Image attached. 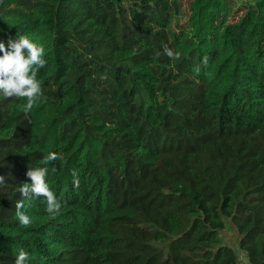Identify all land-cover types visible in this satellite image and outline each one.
Listing matches in <instances>:
<instances>
[{
  "label": "trees",
  "instance_id": "1",
  "mask_svg": "<svg viewBox=\"0 0 264 264\" xmlns=\"http://www.w3.org/2000/svg\"><path fill=\"white\" fill-rule=\"evenodd\" d=\"M180 1L0 0V40L46 61L30 113L0 92V264L21 248L26 264H238L227 221L264 264V0L233 23L226 0H196L184 25ZM29 167L49 168L59 213L16 191Z\"/></svg>",
  "mask_w": 264,
  "mask_h": 264
},
{
  "label": "clouds",
  "instance_id": "2",
  "mask_svg": "<svg viewBox=\"0 0 264 264\" xmlns=\"http://www.w3.org/2000/svg\"><path fill=\"white\" fill-rule=\"evenodd\" d=\"M165 53L170 58H178L179 54H174L167 45H164ZM44 48L31 41L26 35L19 32L13 37H9L5 43L0 40V92L6 98H24L26 103L22 106L23 112L27 115L34 108L37 99L43 95L37 73L46 65L42 58ZM206 59V58H205ZM63 155L57 152H50L43 160L45 165L52 164L57 160H62ZM57 167L53 164L51 172L55 173ZM49 168L29 167L26 176L31 183L23 182L16 191L25 199L44 197L46 210L50 214L59 213L63 204L56 197L46 182ZM73 185L78 189L80 186L79 175L75 169L72 170ZM4 177L0 176V184H3ZM66 203V202H64ZM24 202L17 201L15 216L19 223L27 227L31 224V217L23 211ZM31 257L29 253L21 248L16 254L15 264H26Z\"/></svg>",
  "mask_w": 264,
  "mask_h": 264
},
{
  "label": "rangeland",
  "instance_id": "3",
  "mask_svg": "<svg viewBox=\"0 0 264 264\" xmlns=\"http://www.w3.org/2000/svg\"><path fill=\"white\" fill-rule=\"evenodd\" d=\"M254 0H226V5L228 6L229 14H230V23H233L238 20L243 15V6L253 2ZM196 0H181L179 2L182 16L178 22V24L184 25L188 23L189 18L192 14V6ZM221 242L231 246L239 257V264H249L246 261L245 252L241 254V251L236 245L238 243L239 235L236 230V227L230 222L227 221L226 228L220 234Z\"/></svg>",
  "mask_w": 264,
  "mask_h": 264
},
{
  "label": "built area",
  "instance_id": "4",
  "mask_svg": "<svg viewBox=\"0 0 264 264\" xmlns=\"http://www.w3.org/2000/svg\"><path fill=\"white\" fill-rule=\"evenodd\" d=\"M245 251H241V254H243ZM245 255H246V261H248V255H247V252H245ZM239 257H237V262H239V259H238ZM239 264V263H238Z\"/></svg>",
  "mask_w": 264,
  "mask_h": 264
}]
</instances>
